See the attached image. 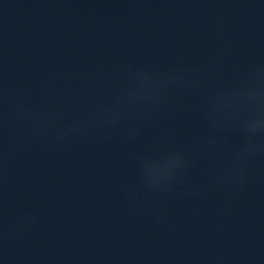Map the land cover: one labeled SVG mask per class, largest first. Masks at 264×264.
Instances as JSON below:
<instances>
[{
    "label": "clouds",
    "instance_id": "obj_1",
    "mask_svg": "<svg viewBox=\"0 0 264 264\" xmlns=\"http://www.w3.org/2000/svg\"><path fill=\"white\" fill-rule=\"evenodd\" d=\"M178 72H179L178 75H168L171 78L173 83H178L184 79L185 70L181 68L178 70ZM262 75H264V73H262ZM129 113H132V108H128L122 105L111 106L104 113H101L98 110H93V111H90L84 114L81 118L73 121L67 127L61 129L57 133V136L58 137L68 136L74 131L86 129L90 124H93V123H101V124L111 127V126H114L125 114H129ZM260 128L261 127L258 126L250 130L255 132L259 130ZM254 149H255V145L250 143L246 151H253ZM244 154L245 153H242L241 155L243 156ZM171 155L178 157V159L175 162V170L173 174L168 178L166 184L162 188V190H165V191L171 190L172 181L175 179L177 171L187 166V162L181 153L177 152ZM243 171H244L243 169L235 170L233 172V175L236 176L238 179L242 180ZM27 218H31V217H27Z\"/></svg>",
    "mask_w": 264,
    "mask_h": 264
}]
</instances>
